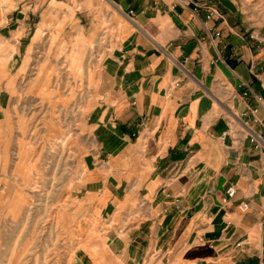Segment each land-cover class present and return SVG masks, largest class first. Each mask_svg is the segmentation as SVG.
<instances>
[{"label":"crops","instance_id":"0c3cea01","mask_svg":"<svg viewBox=\"0 0 264 264\" xmlns=\"http://www.w3.org/2000/svg\"><path fill=\"white\" fill-rule=\"evenodd\" d=\"M105 1L81 264H264V0ZM53 12L0 6L9 71Z\"/></svg>","mask_w":264,"mask_h":264},{"label":"rangeland","instance_id":"374dc122","mask_svg":"<svg viewBox=\"0 0 264 264\" xmlns=\"http://www.w3.org/2000/svg\"><path fill=\"white\" fill-rule=\"evenodd\" d=\"M0 6L54 11L37 38L31 31L19 63L29 60L16 71L0 45V264H81L80 186L95 150L87 115L114 36L107 3L0 0ZM105 223L94 222L88 237Z\"/></svg>","mask_w":264,"mask_h":264},{"label":"built area","instance_id":"2783aa9c","mask_svg":"<svg viewBox=\"0 0 264 264\" xmlns=\"http://www.w3.org/2000/svg\"><path fill=\"white\" fill-rule=\"evenodd\" d=\"M130 12H132V11H130ZM211 15H212V11H210V13L207 15V18H209ZM244 94H246V92H244ZM244 127L248 130L247 125H244ZM258 139H259V137L257 135L252 136L253 141L258 140ZM235 192H236L235 186L233 184H230L225 189L224 201L228 202L234 196ZM247 207H248V203H246V202H241L239 204V208L241 210H245V209H247Z\"/></svg>","mask_w":264,"mask_h":264}]
</instances>
